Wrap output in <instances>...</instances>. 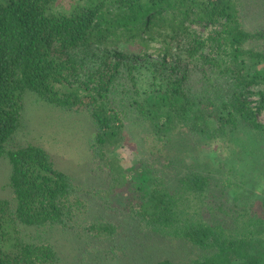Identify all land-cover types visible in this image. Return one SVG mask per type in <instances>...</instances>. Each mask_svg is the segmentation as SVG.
I'll return each instance as SVG.
<instances>
[{
    "label": "trees",
    "instance_id": "16d2710c",
    "mask_svg": "<svg viewBox=\"0 0 264 264\" xmlns=\"http://www.w3.org/2000/svg\"><path fill=\"white\" fill-rule=\"evenodd\" d=\"M121 45L137 55L151 49L162 58L183 56L199 77L174 72L142 88L136 64L117 51ZM28 94L50 109L87 116L92 162L113 158L112 149L128 141L127 121L146 131L147 152L169 143L181 152L222 137L238 148L214 162L208 157L209 173L181 174L174 187L154 175L123 199L117 191L125 172L103 167L102 184L85 187L43 146L13 144ZM263 109L264 0H0V160L9 165V197H0V264H60L59 247L27 236L28 228L39 238L45 228L85 237L94 252L125 251L117 229L124 220L126 241L137 231L173 249L187 246L192 257L180 264H264V195L255 196L253 186L244 195L247 177L235 184L221 174L235 155L253 161L263 150L264 161ZM256 174L264 184V167ZM116 201L125 212L114 218L107 210L116 213ZM88 204L99 212L80 220Z\"/></svg>",
    "mask_w": 264,
    "mask_h": 264
},
{
    "label": "rangeland",
    "instance_id": "374dc122",
    "mask_svg": "<svg viewBox=\"0 0 264 264\" xmlns=\"http://www.w3.org/2000/svg\"><path fill=\"white\" fill-rule=\"evenodd\" d=\"M248 10H251V8ZM118 48L117 51H119L121 57L127 62L136 64L135 75L142 88H147L152 84H158L164 81L167 76L173 75L174 72H186L188 76L192 75L190 78L193 80L199 77L197 67H194L183 56L174 55L162 58V53H157L151 49L145 55H137V51L133 47L121 45ZM173 52L174 54H178L175 51ZM250 98H256V96H249ZM25 109L26 112L22 126L20 131L12 139L13 144L22 145L33 143L43 146L49 151L55 164L59 168L77 176L85 187L102 184L103 167L117 172H125L126 177L123 180L124 182H122L123 185L119 188L117 187V195H120L123 199L129 195V189L136 191V189L146 186L148 181L154 178V175L166 180L169 187H174L177 186L176 184L178 182L176 179L181 174L200 171L209 173L207 170H210V166L214 165L208 157H212L214 162L215 159L224 158L232 149L235 150L234 146L236 147L234 143L233 146L230 142L222 140V137L221 141L219 139L207 141L205 142L206 145L203 142L193 144L192 147H195V149L191 150L186 146L180 152L178 151V145L169 143L170 145L167 146L165 144L162 150H157L159 153L154 151L157 147L152 149V152H147L145 151L147 149V143L141 138V135L143 136L146 131L140 132L131 121H127L125 129L129 136L128 141L112 149L114 154L113 158H106L102 162L97 163L91 160V151L88 143L91 129L85 114L50 109V107L41 104L32 94H28L25 97ZM258 119L264 123V109L258 114ZM216 135L221 137L219 132ZM240 135H242L240 136L241 139L237 143L245 137L242 133ZM141 139L142 144L140 143ZM215 141L216 143H214ZM142 151H144L143 155L141 153ZM144 153L146 154L144 155ZM205 154H209L207 158L204 156ZM260 154L258 152L257 158L253 161L246 155L243 157V160L235 155L236 160L235 156H233L232 160L234 161L227 163L224 160V164H222L221 174L222 172L223 174L225 173L231 182L237 184L240 181L241 184L242 180H245V177H247V182L243 184L244 188H242L244 195H247L250 186H253L251 189L254 191H250L254 192L253 194L255 196L264 195L261 193L262 191L264 192V184H257L258 180H255L258 177L256 174L257 169L264 167V161H260V157L262 156ZM171 161L174 162V165L168 164ZM209 161L211 164H208ZM205 162L207 163L206 165L203 164ZM197 163L200 166H197ZM254 163L256 164L254 165ZM8 170L9 165L7 160H0V197L3 198L9 197V188L7 186ZM210 174L216 175L217 173L211 170ZM219 176L221 175L218 174ZM91 177H93L92 180ZM263 181L264 179H262ZM220 185L216 182L213 189L219 192ZM228 188H231V186L229 185ZM225 197H228V201L231 204L233 199L232 194L225 193ZM112 203L115 205L114 210L116 213L107 210V214L117 218L119 214L125 212V209H123L124 206L118 201ZM88 206L90 207L88 214L91 215L87 216L88 214L83 211L80 220H84L86 217L89 220L92 214L99 212L96 204H88ZM117 229H119L120 242L125 241L128 247L124 251L118 249L116 246L113 255L112 252H107L102 247H100L99 252H94L96 246L92 244L93 240H90V243L84 246L86 244L85 242H87L85 237H80V240H77L71 233L61 229L51 228L50 230L45 228L43 231L44 234L40 238L39 236L29 234L31 228H28L25 233L27 236H32L34 240H44L49 243L51 242L57 248L59 247L58 250L61 256L60 264H153L157 258L161 259V257L172 260L173 264H180L179 261L192 257V253L185 250L187 246L182 250H179L177 247L173 249V245H167L162 240L156 241L146 235L144 238L142 232H133L131 239L126 241V237L121 231L122 229H129V225H127L125 220ZM134 234L137 238H134ZM84 239L86 240L82 241ZM137 242H141V244ZM84 249L91 250V252L87 254ZM143 254L147 261L141 258Z\"/></svg>",
    "mask_w": 264,
    "mask_h": 264
}]
</instances>
